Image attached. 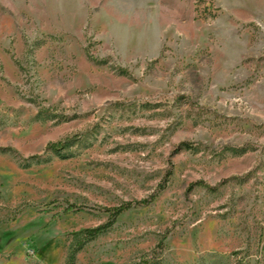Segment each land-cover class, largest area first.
I'll return each mask as SVG.
<instances>
[{"label": "rangeland", "instance_id": "374dc122", "mask_svg": "<svg viewBox=\"0 0 264 264\" xmlns=\"http://www.w3.org/2000/svg\"><path fill=\"white\" fill-rule=\"evenodd\" d=\"M0 264H264V0H0Z\"/></svg>", "mask_w": 264, "mask_h": 264}, {"label": "trees", "instance_id": "16d2710c", "mask_svg": "<svg viewBox=\"0 0 264 264\" xmlns=\"http://www.w3.org/2000/svg\"><path fill=\"white\" fill-rule=\"evenodd\" d=\"M65 143L62 142H54V143H49L48 148H51L53 150H60L64 147ZM200 184L203 185V183L201 182ZM150 200L148 199H143L141 201H137L135 203L133 202H129L126 204H122L120 206L114 207L113 209H109L112 212L113 217H117L119 214H121L123 211L128 210L129 208H131L134 205H144L147 204ZM113 223V220L108 221L107 223L100 225L96 228H92V229H88L87 233L90 235H95L100 233L104 228L108 227L109 225H111Z\"/></svg>", "mask_w": 264, "mask_h": 264}]
</instances>
